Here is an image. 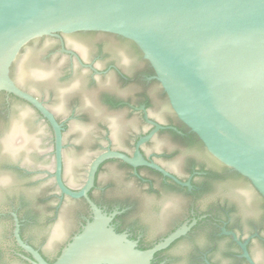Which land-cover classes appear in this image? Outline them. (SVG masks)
Instances as JSON below:
<instances>
[{"label": "water", "instance_id": "obj_1", "mask_svg": "<svg viewBox=\"0 0 264 264\" xmlns=\"http://www.w3.org/2000/svg\"><path fill=\"white\" fill-rule=\"evenodd\" d=\"M76 32L109 33L132 42L169 104L161 103L153 116L164 122L173 119L172 111L214 159L246 177L264 197V0H0V91L25 101L49 123L54 137L56 186L71 199L83 198L92 214L52 263L20 239L15 218L14 237L31 256L27 259L30 264H151L153 254L182 233L150 250H139L126 235L115 232L110 225L112 216L87 195L98 166L108 159L133 167L147 166L168 176L139 153V147L161 128L147 119L155 129L137 141L131 157L115 151L100 153L90 163L78 191L63 184L61 126L16 82L44 100L56 117L67 123L64 176L71 187L81 185L95 148L109 141L128 150L131 136L144 128L137 115L107 109L99 97L105 89H89L79 76L64 79L65 62L60 65L47 58L53 49L49 41L26 46L17 59L30 41ZM80 44L77 47L87 52V46ZM15 61L16 82L10 75ZM107 83L112 94L127 96L113 79ZM73 98L78 101L73 102ZM103 126L109 129L108 140ZM4 133L2 151L6 158L1 161L30 169L52 167L44 161L52 152V134L28 105L12 103ZM153 149L162 153L171 151V146L161 136ZM178 162L177 157L163 161L181 172ZM123 176L122 169L109 164L99 180L104 184ZM13 177L9 170L0 169L1 184ZM75 221L69 214L61 216L51 248L75 227ZM0 230L5 232V227ZM5 264L23 263L6 258Z\"/></svg>", "mask_w": 264, "mask_h": 264}, {"label": "flooded vegetation", "instance_id": "obj_2", "mask_svg": "<svg viewBox=\"0 0 264 264\" xmlns=\"http://www.w3.org/2000/svg\"><path fill=\"white\" fill-rule=\"evenodd\" d=\"M43 41H49L53 47L47 55L49 60L60 65L65 62L62 66L64 79L79 76L87 88L105 89L100 91L99 97L107 109L137 115L144 125L131 136L128 150L115 147L109 141L95 148L79 187L69 186L64 176L67 123L60 121L44 100L14 79L16 61L24 54L25 47ZM80 43L87 46V52L77 47ZM17 59L11 66V78L22 90L36 97L61 126V179L70 190L78 191L83 186L90 163L98 154L115 151L131 157L137 141L155 129L153 124L161 127L139 147V153L168 176L147 166L133 167L119 159H108L98 166L94 184L87 193L97 207L112 216L110 225L115 232L126 235L139 250H150L173 234L182 232L153 254L151 264H264V197L246 177L214 159L198 139L193 142L189 136L194 134L172 111L173 119L164 122L153 116V110L159 109L161 103L168 107L169 104L152 69L132 42L102 32L59 33L30 41ZM108 79H113L119 90L128 93L127 96L112 94ZM14 101L28 105L50 130L52 152L44 161L45 165L51 162V168L30 169L1 161L6 158L2 146ZM103 129L107 139L109 129L106 126ZM161 136L167 138L171 151L160 153L153 149L156 139ZM176 157L181 172L163 163ZM109 164H116L125 176L102 184L100 175ZM0 169L9 170L14 176L10 182L0 183V227H5V232L0 230V264H5L6 258L30 264L27 259L31 256L17 245L14 237L15 218L20 239L46 262L52 263L91 220V210L83 198L71 199L56 186L54 137L49 123L31 105L1 91ZM64 213L74 217L76 225L51 248L57 234L55 226Z\"/></svg>", "mask_w": 264, "mask_h": 264}, {"label": "trees", "instance_id": "obj_3", "mask_svg": "<svg viewBox=\"0 0 264 264\" xmlns=\"http://www.w3.org/2000/svg\"><path fill=\"white\" fill-rule=\"evenodd\" d=\"M189 138L192 139V141L195 142V143L198 142L196 136H194V135H190ZM59 255H60V253H59ZM59 255H58V256H59ZM55 260H56V259H55ZM55 260H54V261H55ZM54 261H52V262H54Z\"/></svg>", "mask_w": 264, "mask_h": 264}]
</instances>
